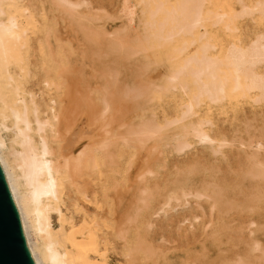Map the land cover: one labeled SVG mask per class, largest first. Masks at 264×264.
Returning a JSON list of instances; mask_svg holds the SVG:
<instances>
[{
  "label": "bare ground",
  "instance_id": "obj_1",
  "mask_svg": "<svg viewBox=\"0 0 264 264\" xmlns=\"http://www.w3.org/2000/svg\"><path fill=\"white\" fill-rule=\"evenodd\" d=\"M133 1L139 9L138 26L132 30L123 24L109 32L113 38L107 46L110 51L135 60L140 54L141 64L144 63L139 64V70L136 67L137 72L147 73L151 66H162L163 70L157 78L158 73L156 76L149 73L158 72L157 68L148 70L154 79L149 85L144 81V87L143 81L135 80V83L133 79L135 84L130 79L122 87L118 86L117 71L114 73L110 69L114 74L107 72L109 69L104 74L101 72V79L105 78L103 86L107 85V88L99 90L101 105L98 107L95 102L87 106L86 95L80 94L85 85L82 87L72 79L74 63L72 65L66 58L64 32L52 18V11H59L77 22L76 28L85 39H92V31L103 32L95 24L100 19L99 13L79 12L78 8L85 4L83 0H0V166L33 262L144 264L145 258L139 260L133 249L132 214L117 211L118 205L114 209L112 195L115 173L118 172L117 160L122 159V152L135 149L136 153V148L144 149L152 141L155 146L169 147L178 154L185 153L193 145H200L215 158L237 159L235 164L238 166L227 171L236 172L234 182L241 192L247 191L243 198L230 194L235 187L230 186V179L220 180L221 177H211L216 180L200 189L196 186L197 171L191 169L172 182L160 211L172 202H178L176 205L180 201L186 202L190 195L196 201L205 198L209 218L202 231L210 229L204 237L207 235L216 245L217 253L214 257L203 258L200 264H264V248L256 255L260 263L256 262L253 253L260 247L258 241L252 246L250 238L239 236L244 227L243 208L252 206V200L259 203V207L264 206V123L253 126L259 131L251 135L249 142H243L227 137L211 115L214 107L224 114L242 101L252 105L264 103V31H256L245 38L242 31V24L250 18L264 24V0ZM128 3L129 0H123L122 10L131 24L133 9ZM95 39L100 41L94 38V43ZM144 58L147 60L143 61ZM113 62L115 64L117 58ZM133 75L130 76L133 78ZM72 87L73 96L68 94ZM116 95L120 101H137L143 97L148 103L172 96L176 102L174 115L160 119L148 106L150 112L144 110L146 114L134 123L123 120L125 127L119 132H105L100 137L98 124L94 123V127L89 123L91 129L86 133L81 128L85 123L81 117L82 109L88 107L90 122L97 120L98 112L109 114L106 124L110 125L116 121L114 109L119 106ZM113 98L117 100L118 105L115 99L113 101L116 108ZM143 100L138 102L142 105ZM248 121L244 126L246 132L251 127ZM123 123L118 125L123 127ZM236 142L238 146L232 150ZM115 148L121 151L118 153ZM149 152L153 154L152 150ZM144 160L143 166L146 165ZM211 167L207 170L213 175ZM144 168L140 167V170ZM147 171L151 173V170ZM144 173L137 178L138 182L142 178L140 182L146 185ZM151 198V202L154 201ZM143 200V196H135V206L131 204L130 209L134 214L139 209L137 203ZM148 200L150 197L145 208L152 211V203ZM195 204L201 207V204ZM231 217H234V223L229 221ZM263 230L264 225L255 229ZM232 231H236L238 237L233 236ZM235 246L243 249L242 258L233 259L231 253Z\"/></svg>",
  "mask_w": 264,
  "mask_h": 264
},
{
  "label": "rangeland",
  "instance_id": "obj_2",
  "mask_svg": "<svg viewBox=\"0 0 264 264\" xmlns=\"http://www.w3.org/2000/svg\"><path fill=\"white\" fill-rule=\"evenodd\" d=\"M83 1L85 3L84 4L85 6L83 5L79 7L78 8L79 12L89 11L85 13L87 14V13H91L90 11H92L93 12L92 14L99 13L100 15L99 16L100 19H97L95 21V24H97L98 27L102 28L103 32L95 31V33H93V31L91 30L92 31L91 33L93 34L92 39L97 38L98 41L99 40L102 42L104 41L105 43L104 42L102 43L100 41L97 42L96 39L95 40L97 43L96 42L94 43L93 42L94 40L92 41L91 38L88 39L87 37L85 39L84 34L80 33L76 28V26L78 27V24L76 25L77 22L73 21L72 18H69L68 15H65L59 11L54 10L52 11V18L57 23L59 28L64 32L63 50L66 53L67 60L69 62H72V65L74 63L73 65L74 68L72 71L73 74H71V76H72V79L74 78L76 80L77 78V80H80L77 82V80L75 81L73 79L75 83H78V84L80 83L81 86L85 85L84 87L82 86L83 92L80 90L81 91L80 94L83 93L86 95L84 102L88 104V105L86 104L87 106H90L93 104L92 102H95L96 105L100 107L101 103L99 102L100 100L99 90L102 91V87L107 88V85L103 86L105 78L101 79L100 76L102 75V73L104 74V72L107 69H109L107 70V72L111 70L113 72L114 71L118 72V75H117V79L119 81L118 86H121L124 82H127L128 80L131 79V82L133 80H134L133 82H135V80L136 81L139 80L140 83L143 81L142 86L144 87L143 83L148 82V83H145V85L146 84L149 85L150 84L149 81L154 79L153 77L156 76L157 73H158L157 74L158 76H156V78L161 75V71L163 70L161 68L162 66L161 67L158 66L157 68V66H151L150 63L149 65L151 67H150V70L148 67V69L146 70L147 73L137 72L139 68H141L140 66L144 63L143 62L141 64L142 59H141L140 54H138L139 56L138 58H136L137 60H135L134 57L132 58L127 57L126 55L124 54L122 55L119 52L118 54L117 52H115V50L113 51L111 50L112 51L111 52L110 48L107 46L108 42H110L111 39L113 38V37H110L111 34L109 32H114V30L116 31L118 28H121L123 24L129 25L130 27H132L131 28L132 30L138 26L137 16H138L139 9H138V6L134 4L133 0H129V3H128L133 9L134 21L131 24L129 23L126 13L122 10L123 0H83ZM103 29H105L106 31H104ZM242 31H243L244 38L247 37L248 35L250 37L256 31H264V24L257 23L255 22V20L250 18L249 20H245L244 23L242 24ZM105 33L106 34L109 33V35H105ZM94 34L98 35V37L97 36L95 37ZM133 40L134 38L131 39V41ZM99 44L101 45L106 44V45L99 46ZM98 47H100L99 48L100 51ZM102 47L105 48V51ZM81 51L82 52L84 51V52L82 53ZM90 51L92 54L93 53H97V54L93 56L90 53ZM87 55L89 57H87ZM118 55H120L119 58H118ZM90 57L92 58L90 59ZM98 57H99V60H98ZM116 58H117V62H115V64L114 62L112 63V61L116 60ZM119 60H122V61L119 62ZM144 60L145 58L143 59V61ZM96 62L97 63L101 62V63H99L98 65ZM103 62H106V63L104 64ZM102 63H103V66L98 68V66H101ZM135 64L137 66H135ZM105 66L108 68H106ZM115 66H117L118 70L116 69ZM103 67L105 68V70ZM136 67H138V70ZM100 68H102L103 70L102 69L100 70ZM112 68L116 70H113ZM154 68L155 69L157 68L158 72L153 71ZM142 69H145V68H142ZM99 70H100V73L97 72ZM148 70L153 71L149 73L150 74L153 73L152 75L154 76L152 75L150 76V74L148 73ZM132 72L134 73V75L137 74L136 76L137 78L133 75ZM140 73H141V76H138L140 75ZM130 75H133V78ZM148 75L150 76V78ZM70 92L68 94H71V96H73V87ZM71 96H68V98L70 97V100H71ZM163 98H161L162 100L159 99V101L154 99L153 101L151 100L152 101L151 103L150 102L148 103L147 100H143V97H141V99H139L140 101L143 100V103L141 105L142 101L138 102L139 101L138 99L137 101L136 99H134L133 101L132 99H128L129 101L131 100L130 101L131 103H130V102H124L123 100L120 101V99L117 97V100L119 99L118 101L119 106L117 108H116V105H118L117 100L113 98L112 103L114 104L113 102L114 99L116 103V105L114 104L116 108L114 109L115 112H117L119 109L120 110L116 113V117H115V112L113 110L110 111L111 116H112V113L114 112V120H116V121H112L110 125L106 124V122L108 121L109 114L101 115V113L98 112L97 120L95 122H90L91 119L89 120V117L91 118V115H89V109L87 110L88 107L86 109H84L85 108L84 107L83 108L84 111L81 108L83 114L80 112L82 114L80 115L85 121V123L83 124L84 126L81 125V128L86 133H89L91 129V125L94 126L95 125L94 123H97L98 125L96 126L98 128V135L100 136L101 134H104L105 132L111 133L113 131V133H116V132L123 130V128L125 127L124 123L122 122L123 120H125V123H128V124L131 122L134 123L135 120L137 121L138 119H140L141 115L146 114V112L148 113V111L151 108H152V111L155 112L157 117H159L160 119H162L164 116L174 115L173 112L176 107L175 106L176 102H175L174 97L167 95ZM128 100H125V101H128ZM133 102L134 104H132ZM125 103H127L126 109L124 107ZM138 103H140L142 107L146 105V103L148 104L146 105L145 108H142ZM113 104H112V108L114 106ZM133 105L135 106V108L132 107ZM137 106L139 108H137ZM148 106H150V109ZM140 108L143 110H141ZM121 109H124V110H121ZM144 110H146V112H144ZM211 115L215 118L216 122L219 124L218 126L222 128L223 131H225L224 134H226L227 137L229 138L235 137L238 139V141L243 140V142H249L250 140L248 141V139H250L251 135L252 134L254 135L259 131L258 129H255V127L253 126H261L262 123H264V121L262 120L264 119V103L258 104V105H252L251 103L247 101H242L237 106H235L234 109L233 107L228 108L227 112L224 114L223 112L221 113L220 109L214 107V109L211 112ZM119 119L123 123V127L122 126L120 127L118 125V124H122ZM231 121L232 123H230ZM246 121H248V123L251 124V127H249L248 132L244 130ZM88 125L90 127L89 129H87ZM85 128L87 129V131ZM97 128H96V131H97ZM239 138L241 139L239 140ZM151 145L155 146V144L152 143V141H149L146 145L147 147L144 146L145 147L144 149L141 147L143 150H141V148L140 149L136 148V151H137L136 153H135V149H132V151L128 150V153L122 152L123 153L121 154L122 159L120 158L121 160L120 159L117 160L118 167L116 168H118V172L117 174L115 173V178H116L114 182L115 192H113V195H112V200L114 201L112 205L114 209L116 208V205H118L117 206L118 209L116 208L117 211H120V210L122 211L124 210L125 212L130 211V214H132L130 234H131L133 249H134L135 255L138 256L139 260H141L142 257L145 258L143 260L144 264L145 263L146 264H169V263L170 264H200L203 258H206L207 256L214 257L217 253L216 245L213 244V242H211V240L208 238L207 235L206 237H204V233L209 231L210 229L208 228L206 231H202L203 224L205 226L209 218L207 214L208 203L205 200H203L205 198H202L201 200L196 201V199H194L195 197L190 195L188 199L185 200L186 202L184 203L180 201V204L176 205L178 202L177 203L172 202L171 206H169L168 208H165L164 211H160L162 210L160 207L168 195L172 182L178 178H181L182 172L189 171L191 169H195L197 171L196 186L199 187L200 189L203 190V187H202L203 185H208V182L212 180H216L221 177L220 180L223 178L224 180L230 179L229 180L230 186L235 187L230 191V194H234L236 197H240V199L243 198L247 194V191L241 192L240 189L237 187V184L234 182L235 181L234 176H236V172L233 174L228 172L229 169H231L232 167L235 166L234 168H236L238 166V164H235L237 159L235 161V157L234 158L229 157L231 160L234 159V161H231L230 159L226 160L222 158H215L213 156H210L207 150L202 148L200 145H193L190 149H188L183 154H178L174 152L173 150H171L169 147H165L163 145L162 146L160 145L161 146L160 148L156 145L158 149L154 151L156 146L154 148L153 146L152 148H150ZM236 146H238L237 142L234 143V145L232 146L233 148L231 149L234 150ZM148 149L152 150L153 154H151L149 152L150 150ZM226 149L229 150L230 148L227 147ZM115 150H117L118 153L119 151H121L120 149H116V148ZM133 152L135 153V156ZM150 154H151V157L153 155L155 157L151 158ZM146 157L147 159H145ZM148 157L151 159H149ZM143 160L144 162H146V165L144 166L146 168L150 167L149 169L144 168ZM228 162L230 163L228 164ZM125 164H128L129 167H127V165L125 166ZM212 165H214L215 168H213ZM228 165L230 168L228 167ZM209 166L210 167L212 166L211 168L214 169L213 175L210 173L211 171L208 172L207 170L208 168H210ZM140 167L141 168L143 167L144 170H146L144 171L143 169H141L143 170L142 173L145 172L143 174L144 177L143 176L142 177L145 178L144 181H146L147 183L146 182L144 183H146V185L140 182L142 178L141 179L139 178L140 183L138 182L137 177H139L142 174ZM127 169H128V172H127ZM147 170H151V173H149L150 171H147ZM222 175H225V176L222 177ZM214 176L216 177V179L214 178L211 179V177H214ZM220 180H217V181L218 182L223 181V180L222 181ZM147 185L149 188H147ZM141 189H144V191L141 192L140 191ZM145 190H147V192H145ZM136 195L143 196L144 200L143 202L137 203L139 209L137 213L134 214L133 211H131L132 210L131 204L135 206L133 203L135 202ZM148 197H150V200H148L149 204L152 199L151 197H153V200H154L151 202L152 211H148L145 208V204H146ZM195 203L201 204V207L197 206ZM251 204L252 206H250L249 208H243L245 209L244 217H243L244 227L242 229V232L239 233V236L243 235L245 237L250 238L252 246H254V244L258 241L260 247H258L257 250L253 251V253L256 256L261 252L262 248H264V230L255 231L256 228L260 227L261 225H264L263 224L264 223V206L259 207V203L255 204L254 200L251 201ZM126 208H128V210H125ZM148 220L150 222V225H149ZM233 220H234V217L229 218V221H233ZM231 223H234V221ZM231 234L235 237H238V233L236 231H232ZM231 254H233L232 255L233 259L242 258L244 256L243 249L239 246L233 247ZM256 258H257L256 262L260 263L261 260L258 259V256H256Z\"/></svg>",
  "mask_w": 264,
  "mask_h": 264
},
{
  "label": "water",
  "instance_id": "obj_3",
  "mask_svg": "<svg viewBox=\"0 0 264 264\" xmlns=\"http://www.w3.org/2000/svg\"><path fill=\"white\" fill-rule=\"evenodd\" d=\"M0 264H34L19 214L0 166Z\"/></svg>",
  "mask_w": 264,
  "mask_h": 264
}]
</instances>
